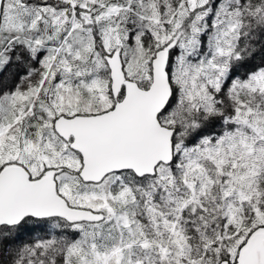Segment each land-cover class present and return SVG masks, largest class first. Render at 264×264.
<instances>
[{"label":"snow or ice","instance_id":"6c2138e0","mask_svg":"<svg viewBox=\"0 0 264 264\" xmlns=\"http://www.w3.org/2000/svg\"><path fill=\"white\" fill-rule=\"evenodd\" d=\"M10 68L0 264H264V0H0Z\"/></svg>","mask_w":264,"mask_h":264},{"label":"trees","instance_id":"16d2710c","mask_svg":"<svg viewBox=\"0 0 264 264\" xmlns=\"http://www.w3.org/2000/svg\"><path fill=\"white\" fill-rule=\"evenodd\" d=\"M260 59L261 56L257 55V57L255 58V60L252 61V63H259ZM245 70L246 69H241L242 72ZM5 79L8 80V77H6ZM18 235L21 240H28L37 236H44L46 235V233L43 230L42 226H39L34 222H29L28 224L22 226Z\"/></svg>","mask_w":264,"mask_h":264},{"label":"flooded vegetation","instance_id":"af4514ba","mask_svg":"<svg viewBox=\"0 0 264 264\" xmlns=\"http://www.w3.org/2000/svg\"><path fill=\"white\" fill-rule=\"evenodd\" d=\"M9 70V72H10V74H11V76H12V73H13V69H8ZM8 70H6V71H4L3 73H2V75H0V80H4L7 76V74H6V72L8 71Z\"/></svg>","mask_w":264,"mask_h":264},{"label":"rangeland","instance_id":"374dc122","mask_svg":"<svg viewBox=\"0 0 264 264\" xmlns=\"http://www.w3.org/2000/svg\"><path fill=\"white\" fill-rule=\"evenodd\" d=\"M6 76L8 77V80H6V79H4V80H6V81H10V79H11V74H10V72H9V70L6 72Z\"/></svg>","mask_w":264,"mask_h":264}]
</instances>
